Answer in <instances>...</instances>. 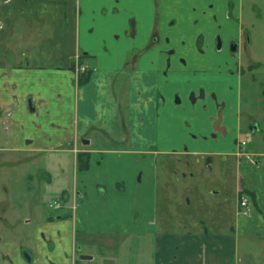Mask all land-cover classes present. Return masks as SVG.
<instances>
[{
	"label": "crops",
	"instance_id": "obj_1",
	"mask_svg": "<svg viewBox=\"0 0 264 264\" xmlns=\"http://www.w3.org/2000/svg\"><path fill=\"white\" fill-rule=\"evenodd\" d=\"M241 1L0 0V171L39 168L29 177L64 205L56 216L8 207L0 264H131L122 258L136 246L137 264H264V128L243 119L242 90L220 99L177 80L170 95L185 87L189 114L208 127L174 140L159 121L164 74L181 65L169 49L197 40L196 12L213 42H239ZM81 54L90 77L79 86ZM246 127L254 144L242 152ZM82 153L90 167L79 172ZM91 245L104 251L81 259Z\"/></svg>",
	"mask_w": 264,
	"mask_h": 264
},
{
	"label": "rangeland",
	"instance_id": "obj_2",
	"mask_svg": "<svg viewBox=\"0 0 264 264\" xmlns=\"http://www.w3.org/2000/svg\"><path fill=\"white\" fill-rule=\"evenodd\" d=\"M240 5L241 15L238 21L239 28H243L246 31L248 41L243 36L239 42L225 44L222 39V46L218 49L217 41L213 42L210 30L204 31L203 21L200 19L198 12H196V14L194 13L196 17L193 18L191 24L192 28L194 27L198 30L197 40L192 37H184L183 40L176 42L174 47L169 49L170 52L172 51L175 54L173 55V59H177L178 62L180 61L181 65L179 63V68L177 64L179 69H174L175 60L168 70L169 73L166 75L163 73L165 81L168 82L166 86L169 85L168 87H164L163 90L167 93L170 102L165 99L164 94H160V99L162 97L166 101L164 99V103L162 100L159 101V121L162 131H165L170 137L172 136L174 140L178 139V137L179 139L185 138L186 133L192 136L195 125L203 128L205 126V129L208 127L206 123L200 121L203 117L202 115L192 117L189 114L188 104H193V101L191 96L187 95L185 87L179 90L178 94H174V99L170 95L168 89L172 90L173 87H176L177 80L190 81V84L200 89V93L204 89L212 95L215 94L220 99H224L227 95H230L231 99H235L237 96V88H240L242 90L243 119L245 120L247 118V123H252L253 121H249V119L254 116L259 119L261 126L264 128V102L262 101L264 99V95H262V91L264 90V0H242ZM203 37L205 43L199 45L198 42ZM182 42H185V44L183 45ZM233 44H237L238 49L236 52L231 51ZM215 54L219 57L216 60L214 59ZM215 61H219L220 66H226L231 71L230 73L233 75L230 81L224 83L223 71L212 65ZM232 65L235 67H232ZM238 67L239 70L237 69ZM186 71L188 77L184 75ZM177 97L180 99L179 104L175 102ZM246 130V132L243 131L244 134L242 133L241 139L245 140L247 150H249L251 144H254V140L252 133L247 127ZM263 136L261 134L258 136V139L263 141ZM47 161L44 160L42 162L40 166L41 173L42 170L46 171L51 168V165ZM3 171H0L1 175H3V178L6 176L9 180L5 183V189L0 186V220H3L2 217L5 216V220L8 221L9 219V221H12L14 213L5 215V210L11 206V210L13 208L19 213L22 208L26 209L28 207L27 202L28 204L29 202L32 203V207H35L34 205L36 204L39 212L48 216H56L61 212L49 207L51 203L56 201L57 197L55 194L51 192L42 193L45 188L43 182L39 183L37 179H31L29 177L33 174H38L39 168L30 167L27 170L25 169L22 173V179L21 177H17L18 174H16V171L18 170L16 167H11L8 172L6 169H3ZM10 171L16 174L13 175L15 177L9 175L11 173ZM18 173L20 172L18 171ZM35 178H38V176H35ZM3 184L0 183V185ZM51 184L53 188L56 183ZM27 216H29L27 213L23 214L24 218ZM91 238L95 237L92 236ZM124 249L128 250L129 247L124 246ZM138 249H140L138 246L133 249L134 257L133 255H129V253L125 254L126 256L122 258L123 262L131 260V264L134 261L137 264L138 262L136 260H142L143 257L138 254L140 252ZM90 250L96 252V254L97 251H104L101 246L91 245L90 249H86L85 246L83 254L89 253ZM93 252L90 253L92 254ZM77 261H79V264H84L79 258H77Z\"/></svg>",
	"mask_w": 264,
	"mask_h": 264
},
{
	"label": "built area",
	"instance_id": "obj_3",
	"mask_svg": "<svg viewBox=\"0 0 264 264\" xmlns=\"http://www.w3.org/2000/svg\"><path fill=\"white\" fill-rule=\"evenodd\" d=\"M73 66H74L73 71H74V73L76 75L77 81H78V79H79V77H80V75L82 73H84L85 71L89 70V67L85 63H83L81 61L80 55L77 56ZM240 144H241L240 146H241V149H242L241 151L244 152L247 143L245 141H242ZM239 206H240V213L243 216H250L251 215L252 208H251V205H250V201H249V199L247 197L243 196L241 198ZM49 207L53 208V209H56V210H59V209L63 208V205H62L61 202L55 201L54 203H51L49 205Z\"/></svg>",
	"mask_w": 264,
	"mask_h": 264
},
{
	"label": "trees",
	"instance_id": "obj_4",
	"mask_svg": "<svg viewBox=\"0 0 264 264\" xmlns=\"http://www.w3.org/2000/svg\"><path fill=\"white\" fill-rule=\"evenodd\" d=\"M230 7L232 8L233 5L230 2ZM81 61L84 63L85 59L88 57V55L86 54H81ZM72 69H74V66L72 67ZM89 77H90V70L85 71L84 73H82L77 81L78 85L81 86L85 83H87L89 81ZM78 161H77V170L79 172L81 171H85L88 170L90 167V160H91V156L89 153H82L78 155Z\"/></svg>",
	"mask_w": 264,
	"mask_h": 264
},
{
	"label": "flooded vegetation",
	"instance_id": "obj_5",
	"mask_svg": "<svg viewBox=\"0 0 264 264\" xmlns=\"http://www.w3.org/2000/svg\"><path fill=\"white\" fill-rule=\"evenodd\" d=\"M244 37H246L245 39H246V41H248V38H247V34H246V32H245V35H244ZM219 46H220V48H221V46H222V39H221V36L220 37H218V39H217V48H219ZM233 47H237V44H233L232 46H231V51H232V48ZM237 49H238V47H237ZM237 51V50H236ZM235 51V52H236ZM233 52V51H232Z\"/></svg>",
	"mask_w": 264,
	"mask_h": 264
},
{
	"label": "water",
	"instance_id": "obj_6",
	"mask_svg": "<svg viewBox=\"0 0 264 264\" xmlns=\"http://www.w3.org/2000/svg\"><path fill=\"white\" fill-rule=\"evenodd\" d=\"M218 49H220V46H219ZM236 50H237V47H233V48H232V51H233V52H235ZM86 142H87V141H86ZM86 144H88V143H86ZM88 258H91V257L86 256V255H85V256H81V259H88Z\"/></svg>",
	"mask_w": 264,
	"mask_h": 264
}]
</instances>
